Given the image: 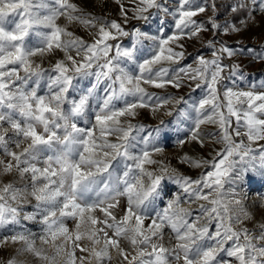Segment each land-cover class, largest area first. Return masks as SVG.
<instances>
[{"label": "snow or ice", "instance_id": "1", "mask_svg": "<svg viewBox=\"0 0 264 264\" xmlns=\"http://www.w3.org/2000/svg\"><path fill=\"white\" fill-rule=\"evenodd\" d=\"M130 3L131 9L121 4L122 24L86 14L71 0H0V178L15 173L23 182L0 179V228L18 225L21 204L30 200L34 211L23 218L41 226L39 233L23 229L0 240V245H19L6 264H27L19 259L26 254L40 264H111L113 251L119 264H264V223L246 226L254 216L236 187L245 178L264 180V145L258 150L250 146L264 141V91L253 84L249 90L224 88L221 96L218 88L225 79L224 56L238 53L215 37L238 33L241 27L217 22L214 2L207 25L193 19L206 11L207 0ZM229 7L233 14L252 18L256 10L264 13V0H235ZM161 15L172 17V34L164 35L163 23L160 35L136 25L125 28L129 19L147 25ZM61 17L67 22L63 26L57 23ZM73 23L96 29L93 42L68 31ZM240 25L247 27V21ZM210 30L214 38L206 46L212 59L198 55L193 64L154 70L162 62L179 64L185 58L172 45L183 49L182 39ZM123 37L130 38L131 47L122 46ZM144 40L152 41V54L138 62ZM57 49L65 59L50 69L34 59ZM248 51L264 59V52ZM238 72L239 65H231L230 74ZM90 77L94 82L81 88ZM185 79L205 92L190 112L178 113L185 119L195 113L190 140L203 146L199 129L209 123L219 129L209 135L222 145L210 161L181 158L193 168L208 169L196 179L152 159L163 151L158 143L167 139L166 131L156 128L137 140L133 133L144 126L121 120L135 117L138 108L156 111L173 100L148 93L142 84L180 88ZM236 137H246L247 143ZM150 164H159L158 170H148ZM166 180L178 184L192 203L203 201L198 215L181 207L180 196L156 208L157 198L169 194ZM213 222L215 231H210ZM165 228L171 231L167 243Z\"/></svg>", "mask_w": 264, "mask_h": 264}, {"label": "rangeland", "instance_id": "2", "mask_svg": "<svg viewBox=\"0 0 264 264\" xmlns=\"http://www.w3.org/2000/svg\"><path fill=\"white\" fill-rule=\"evenodd\" d=\"M79 8H81L86 14H90L93 17L101 18L105 21L116 20L123 24V17L120 14L121 4L125 8L131 9L134 7L130 3V0H71ZM168 4L171 5L173 0H167ZM200 3H204V0H198ZM216 5L215 19L219 23H223L225 20H229L231 16L229 5L234 4L235 0H207V8L204 13H199L196 17H193L197 22H204L207 25L208 18L213 16L212 3ZM155 11V10H153ZM129 17L132 13L129 10ZM241 20L247 21V27L240 25V21L237 24L241 27V31L238 33L223 34L219 33L215 39L225 43L228 47L233 48L237 51V55L232 57L224 56L222 64L226 65L222 76L225 77L218 88L222 96L224 88H233L234 90H249L251 85L255 84L257 90L264 91V88H260L262 82H264V59H258L256 55L248 50H255V53L264 52V13L256 10L252 13V18L247 16ZM57 23L62 26L67 22L63 17H61ZM161 23L165 26L164 35H170L174 31V21L171 16H157L154 17L150 24H145L143 21H137L129 19L127 25H125L126 30H131L133 25L140 27L143 31H148L150 35H160L157 29L160 27ZM68 31L72 32L74 36L82 38L87 43L93 42V34L96 32L94 28H86L78 23H73L67 25ZM210 28V25H208ZM212 31L201 32L198 36L187 38L185 37L179 43L183 44V49L172 45L176 51H184L185 58L182 59L179 64H170L168 62H162L160 65H155L154 70L160 67L168 68H178L188 64H193L194 59L198 55H204L206 59H212L211 49L207 45V41L213 39ZM123 47H131V40L129 37H123L119 41ZM115 44L117 41H111ZM151 45L152 41L144 40L142 45H140V50L137 52L138 62H142L143 59L150 58L151 56ZM219 47V44H217ZM75 56V51L71 53ZM114 54V50L110 55ZM37 63H40L44 69H50L52 65L56 63L57 60L65 59V54L63 51L57 49L53 52L45 55L43 58H34ZM77 59H79L77 57ZM239 65V72L236 75L230 74L231 65ZM194 66V65H193ZM129 69H135L138 73V68L136 65L129 64ZM242 73V75H241ZM94 82V78H88L81 82V88H86L90 86V83ZM191 84L192 87L188 85ZM196 81L183 80L180 88L173 87L171 84L166 85L164 88H157L150 84H142V87L146 89L148 93L155 94L161 97H172L167 105L153 111L150 107L138 108L136 109L135 117H122V122H131L134 125H143L144 130L133 135H137V140L140 137L147 135L152 132L153 129L161 128L168 133L167 139L162 143H158V146L163 148L161 153H155L152 159L162 162L163 165L168 166L170 169L174 168L178 173L189 176L193 179L198 178L203 172L207 171L206 167L193 168L187 163H182L181 158L185 155L202 160H211L215 155L216 150H219L222 145L215 143L214 136L209 134L217 133L219 131L218 127L214 124L205 123L200 126L199 133L201 139L204 140L203 146L199 141L190 140L191 128L194 127V117L193 119H185L178 115L181 109L185 111H191V105L194 102H198L204 95L205 92L202 89H195ZM103 87V85H101ZM195 89V90H193ZM181 98H183L181 100ZM180 100V103L175 101ZM185 101L187 103H185ZM172 114L169 115L168 113ZM161 121L164 123L161 124ZM183 121V122H181ZM234 126V125H233ZM7 127V125H5ZM156 135V133H153ZM111 140L115 141V137H110ZM237 141L244 139L247 143L246 137H236ZM179 140H184L185 142L181 145L178 143ZM261 145H264V141H256L251 143L253 149H259ZM140 147H143L141 144ZM139 151V149H136ZM148 170H158L159 164L146 165ZM3 182H8L11 180H16L17 184L20 185L23 182L18 179L15 173L12 175L0 178ZM167 185L168 195L163 196V198H157L156 208L163 209L166 207L168 200L174 199L176 196L181 198V207L189 209L193 212V216L199 214L198 203H203V201L192 203L189 201L188 195L183 192L178 184L174 181L166 180L164 182ZM227 188L228 185H225ZM240 197L243 198V203L250 212L253 213L254 219L251 221H246V226L249 228H256L260 223H264V180L260 179L258 176L249 181L247 178L238 182L236 185ZM207 191V190H206ZM188 201V202H185ZM124 203V201H122ZM34 200H30L28 203L21 204L22 212L20 215V223L18 225H9L4 228H0V240L4 237L14 234L15 231H21L23 229H28L33 233H39L41 226L34 221L25 220L23 217L28 213L34 211L33 205ZM97 215H100L97 213ZM204 223L205 221H201ZM67 226L73 229L75 222L71 219L66 221ZM150 223V220H146L145 224ZM210 231H215V222L210 225ZM171 236V231L168 228L164 229V239L165 242L169 240ZM87 243V242H85ZM39 245V241L37 240ZM124 246L127 247L126 242ZM19 245H13L11 243L7 245H0V264H6V261L15 254L16 248ZM46 248L48 246H45ZM77 255H81L79 250H77ZM86 255V254H85ZM113 259L111 264H119V259L116 256L115 251L112 252ZM19 259L26 260L27 264H40V261L31 255H25L19 257Z\"/></svg>", "mask_w": 264, "mask_h": 264}, {"label": "trees", "instance_id": "3", "mask_svg": "<svg viewBox=\"0 0 264 264\" xmlns=\"http://www.w3.org/2000/svg\"><path fill=\"white\" fill-rule=\"evenodd\" d=\"M245 17H246L245 15H237V14H233V13H232L231 16H230V19H231L232 22L238 24L239 21H240L241 19L245 18Z\"/></svg>", "mask_w": 264, "mask_h": 264}]
</instances>
